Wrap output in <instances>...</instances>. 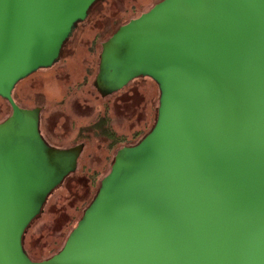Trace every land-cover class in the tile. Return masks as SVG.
<instances>
[{
	"label": "water",
	"instance_id": "1",
	"mask_svg": "<svg viewBox=\"0 0 264 264\" xmlns=\"http://www.w3.org/2000/svg\"><path fill=\"white\" fill-rule=\"evenodd\" d=\"M97 1L0 0V264H264V0H163L103 44L96 89L153 80L156 124L117 152L62 250L26 254L82 147H49L13 92L58 62Z\"/></svg>",
	"mask_w": 264,
	"mask_h": 264
},
{
	"label": "rangeland",
	"instance_id": "2",
	"mask_svg": "<svg viewBox=\"0 0 264 264\" xmlns=\"http://www.w3.org/2000/svg\"><path fill=\"white\" fill-rule=\"evenodd\" d=\"M162 1H102L89 11L85 21L76 25L58 62L51 68L33 73L14 89L13 97L19 106L29 110L42 109L40 133L49 147L60 150L82 147L78 170L49 195L41 214L25 231L24 248L34 262H42L63 248L84 211L95 199L117 152L129 147L120 145L111 153L109 139L97 136L102 135L100 130L89 134L86 128L104 116L107 108L109 123L116 135L142 134L135 145L156 124L160 90L153 80L139 78L110 97L99 93L95 81L103 44L121 26ZM85 81L88 83L79 87ZM11 114L10 105L0 98V124ZM86 131L87 136L83 138ZM95 172L98 174L96 187L91 182Z\"/></svg>",
	"mask_w": 264,
	"mask_h": 264
},
{
	"label": "trees",
	"instance_id": "3",
	"mask_svg": "<svg viewBox=\"0 0 264 264\" xmlns=\"http://www.w3.org/2000/svg\"><path fill=\"white\" fill-rule=\"evenodd\" d=\"M102 1L104 0H99L97 1L92 7L90 10H92L94 7H96V5H98L99 3H101ZM116 32V31H115ZM114 32V33H115ZM113 33V34H114ZM112 34V35H113ZM94 47L92 48V51ZM87 82V81H85ZM85 82L83 84L80 85L81 86H84L85 85ZM1 99H3L2 97H0ZM4 100V99H3ZM5 101V100H4ZM106 111H108V109L106 108L105 109V115L104 116H101L100 119L93 124V126H90L89 128H86L89 130V134H92V133H95L97 130H100L102 132V135H99L97 134V136H103V137H106L109 139L110 141V145H109V149H110V152L113 153L120 145H127V146H134L133 144L136 142V140H138L140 137H141V133H135L133 136H118L115 134V132H113V130L111 129V126H110V118L108 117ZM101 134V133H100ZM83 135V138L87 136V131L85 132V134H82ZM146 136V135H145ZM143 139V138H142ZM141 139V140H142ZM83 139H81L80 141H82ZM138 144V143H137ZM136 145V144H135ZM110 159V158H109ZM98 176L97 172L94 173V175L91 176V182H92V185L94 187H96V184H97V180H96V177ZM99 191V190H98ZM93 202V201H92ZM91 202V203H92ZM90 203V205H91ZM89 205V206H90ZM88 206V207H89ZM87 207V208H88ZM87 210V209H86ZM85 210V211H86ZM84 211V213H85ZM84 215V214H83ZM35 220V219H34ZM33 220V221H34ZM32 221V222H33ZM23 246H24V239H23ZM25 250V248H24ZM62 250V249H61ZM60 250V251H61ZM60 251H58L56 254H58ZM26 252V251H25ZM55 252V251H54ZM27 254V253H26ZM56 254H54L53 256H55ZM53 256H51L50 258L46 259V260H49L51 259ZM45 261V260H44Z\"/></svg>",
	"mask_w": 264,
	"mask_h": 264
},
{
	"label": "flooded vegetation",
	"instance_id": "4",
	"mask_svg": "<svg viewBox=\"0 0 264 264\" xmlns=\"http://www.w3.org/2000/svg\"><path fill=\"white\" fill-rule=\"evenodd\" d=\"M97 78V77H96ZM139 79V78H138ZM137 80V79H136ZM88 82H85V84H87ZM83 84V83H82ZM18 85V84H17ZM81 85V84H80ZM80 85H79V87H80ZM119 93V92H118ZM117 94V93H116ZM115 95V94H114ZM111 96H113V95H111ZM110 97V96H109ZM23 108V107H22ZM25 109H27V108H25ZM34 110H39V112H40V116H41V114H42V109H39V108H36V109H34ZM39 116V117H40ZM39 129H40V126H39ZM110 145V144H109ZM108 145V146H109Z\"/></svg>",
	"mask_w": 264,
	"mask_h": 264
}]
</instances>
